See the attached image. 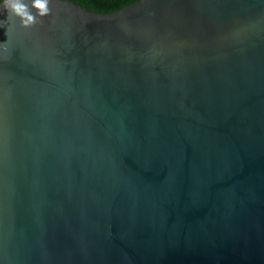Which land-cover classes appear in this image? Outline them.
I'll list each match as a JSON object with an SVG mask.
<instances>
[{
	"label": "water",
	"instance_id": "1",
	"mask_svg": "<svg viewBox=\"0 0 264 264\" xmlns=\"http://www.w3.org/2000/svg\"><path fill=\"white\" fill-rule=\"evenodd\" d=\"M2 3L0 264H264V0Z\"/></svg>",
	"mask_w": 264,
	"mask_h": 264
},
{
	"label": "clouds",
	"instance_id": "2",
	"mask_svg": "<svg viewBox=\"0 0 264 264\" xmlns=\"http://www.w3.org/2000/svg\"><path fill=\"white\" fill-rule=\"evenodd\" d=\"M48 4L49 0H30V4L25 0H3L2 7L19 19L21 27L28 28L37 22V17L49 14ZM31 10H35V15Z\"/></svg>",
	"mask_w": 264,
	"mask_h": 264
},
{
	"label": "trees",
	"instance_id": "3",
	"mask_svg": "<svg viewBox=\"0 0 264 264\" xmlns=\"http://www.w3.org/2000/svg\"><path fill=\"white\" fill-rule=\"evenodd\" d=\"M3 0H0V3ZM73 4L79 5L87 11L99 13V14H110L118 11L119 9L131 5L138 0H64Z\"/></svg>",
	"mask_w": 264,
	"mask_h": 264
}]
</instances>
